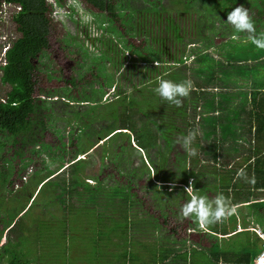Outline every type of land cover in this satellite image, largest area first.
Here are the masks:
<instances>
[{
  "label": "trees",
  "instance_id": "trees-1",
  "mask_svg": "<svg viewBox=\"0 0 264 264\" xmlns=\"http://www.w3.org/2000/svg\"><path fill=\"white\" fill-rule=\"evenodd\" d=\"M56 1L60 6H66L68 3V0ZM143 1L150 4L151 8L147 10L146 8H132L128 5L129 0H83L88 8L96 10L95 17L100 22L106 21L110 23V28L113 31H120L124 37L125 47L135 45L129 42L126 37H134L140 30V35L145 41L144 45H136L140 59L135 58L133 59L135 61H129L126 71L130 67L138 71L140 69L135 68L144 65L150 66L149 71L155 72L158 68L153 67L154 63L162 62V52H165L164 54L171 60V73L168 75V80L176 83L191 80L193 88L188 97L181 98L182 104L179 107L169 104L157 96L154 108L157 107L160 114L158 115V110L154 118L151 116L147 120H143L148 116L147 111L142 107L144 105L138 104L134 99L135 97L129 102H126V98H121L118 102L120 103L119 109L122 110V124L113 128L111 134L115 132V134H127L128 142L132 136L140 151L150 152L156 149L162 153L164 150L161 149L165 146L166 152L170 153L175 150L174 146L177 145L178 139L182 135L187 134L189 130L197 132L193 146L198 151L195 156H189L191 167L187 169V157L176 156L182 162L179 168L182 179L180 186H176L181 190L179 191L181 198L185 202L188 199L184 189L189 185L190 180L194 182L192 184L194 190H199L201 194L207 195L206 192L210 190V183L203 182L200 187L198 181L205 179L208 181L209 177H214L218 180L215 189L226 197H230L231 201L237 205V212L227 221L208 226L205 229L206 232L203 231L207 236L218 240L212 244L211 248H209L210 245L204 246L195 241H189L187 244L185 240L177 243L174 240L166 242L154 239L153 243L139 241L142 247L141 251L135 250L133 244L130 243V237H136L135 233L140 228V223H155L157 228V222L148 217L133 216L132 209L139 200L136 199L137 192L133 191L135 184L131 178H126V182L121 187H115V190L109 194V198L113 201H102L101 198L95 197L102 193V185H105L103 172L98 177H94L98 186L92 190L89 189L85 194V201L80 202L78 200L79 197H82L79 194L81 187H92L86 180L89 178H85L83 175L86 164L84 158L77 160V155H84L86 151L80 148L79 138L76 137L70 141L71 147L61 141V135L57 138L59 144L58 142H44L43 133L48 131V128L55 135L58 134V129L53 127V121L48 118L49 116L44 117L40 102L46 100L36 99L34 96L37 86L35 73L39 69V58L44 51L49 49L50 29L55 21V17L52 15L53 6L47 0H0V6L3 3L21 6V11L12 15V22L16 25V31L20 35L12 41V45L5 56L7 62L0 67V82L2 85L9 86V90L2 95L5 102L0 101V134L16 137L12 142L11 153L18 157L22 158L29 151V147L32 149L36 146L50 145L47 154L59 151L63 160L67 156L71 158L67 167L62 166L60 171L52 173L40 184L44 187L53 182L50 185L52 198L63 206L66 218L69 216L70 206H89L96 209V213H99L98 216L104 219H101L102 221L105 219L108 223H111V220L114 221L115 228L117 222L124 223L123 239L115 232L116 230L110 231L107 236L108 233L106 232L109 231L104 228L100 229L96 235L90 238L89 245L91 247L78 252V254L86 256L78 257L77 261L74 262H70L72 245L75 242V245L79 244V246L85 243L72 240L69 245H66V251L70 256L69 258L66 256L67 262L69 260L67 264H129L128 260L130 263L135 261L136 264L138 259L145 258V253L152 257L150 264H254L256 257L262 250L261 238L255 231L256 225L264 234V49H257L250 41H247L246 33H238L231 25L224 23L229 26L228 29L232 34L227 36L220 30L213 32L215 36L223 38L219 43L204 37L206 42L211 45L210 49H190L185 59V50L181 51L180 57H176V54H173V50H171L173 47L167 46L166 48L164 42L161 44L158 41L159 46L162 47L161 50H158L148 41L147 33L153 32L152 29L154 28L147 27L146 13L153 12L160 15L164 8L163 0ZM197 2L205 5L203 16L208 21H211V18L216 17L217 14H221L226 22L227 13L232 8L243 5L248 8L257 32L264 33V0H186L185 6L189 7ZM184 11L187 13V8ZM186 13H183L182 17ZM159 24L154 22L153 26L160 28ZM102 26L100 25L98 28ZM167 30L173 32L174 37H171V40L174 43L183 41L178 23L171 22ZM199 35H201L200 32ZM173 57L176 58V61H172ZM176 63L178 66L174 65ZM144 71L145 69H142V75H144ZM156 85L157 82L154 86L156 87ZM120 95L119 91L117 96ZM144 100L145 98L143 101L139 100V103L144 104ZM148 106L151 107V103H148ZM86 123H88L86 128L92 126L90 120ZM92 131L95 130L92 129ZM37 133L41 134L39 140L32 141L27 150H22L20 145L26 142L27 136H36ZM90 134V137L95 138L94 133L91 132ZM100 137L98 135L97 140L95 138L93 142L98 145L95 148L97 150L103 145L99 144L101 141H98V138ZM75 144L77 147L73 148ZM126 146L120 147L124 153H127L128 148H131L130 143L128 148ZM99 149L103 150V148ZM97 150L96 152H98ZM42 151L43 148L41 147L39 152ZM118 152L115 150L114 154L118 155ZM33 153H35V149L30 152V155ZM116 155L110 159L113 166L117 165L119 155ZM223 156L231 157L232 161L237 158L240 160L242 157L243 163L233 168L232 161H223ZM219 163H221L220 166L217 165ZM155 167L159 178L163 166L158 163L155 164ZM4 169L6 174L7 167L4 166ZM0 179H3V183L13 184V181L4 180L3 172L0 174ZM121 189L123 196L118 194ZM113 209L118 213L117 216L108 214ZM244 209L247 213H243ZM103 214H106L105 217L102 216ZM240 215L245 223L252 222L254 227L251 228L254 229L244 226L238 231ZM161 216L164 218V222H167V216ZM248 217L250 218L249 221H247ZM191 219L190 229L194 231L193 224H195V228H200L198 222L193 218ZM6 223L0 232L1 243L6 230V242L0 246V264L37 263L40 255L39 248L45 247L42 242L43 232L35 235L34 230H31L35 225L25 221V214L15 220L10 218ZM63 223L64 238L68 236L79 237L80 231L74 233L70 223L65 222V220ZM42 226L49 230L45 227V223ZM230 228L232 229L230 230ZM31 238L36 240H33L32 243L34 250L33 247L28 251L22 250V246L28 244ZM226 238H236V242L228 247L224 244L221 245L219 241ZM35 246L37 247L35 248ZM123 248L126 249V252H123ZM113 249H116L117 252L112 251ZM22 251L25 252L22 253ZM21 253L22 256L30 255L32 259L27 256H24L22 260L19 259ZM142 253L144 254L141 257ZM145 264L149 263L145 262Z\"/></svg>",
  "mask_w": 264,
  "mask_h": 264
},
{
  "label": "rangeland",
  "instance_id": "rangeland-1",
  "mask_svg": "<svg viewBox=\"0 0 264 264\" xmlns=\"http://www.w3.org/2000/svg\"><path fill=\"white\" fill-rule=\"evenodd\" d=\"M48 2L53 5L52 15H54L55 21L50 29L49 49L44 51L39 58V69L35 73L37 86L34 96L36 99L46 100L43 102L39 101L42 104L44 117L47 118L49 116L48 118L53 121V127L58 129V134L55 135L48 128V131L43 133L44 142L57 143V138L61 135V141L71 147L70 141L73 140V137H76L79 138L80 148L86 151L84 155H77V160L84 158L86 164L83 175L85 178H89L86 180L92 187H81L79 194L82 197H79L78 200L80 202L85 201V194L89 189L92 190L98 186L94 177H98L103 172L105 185H102V193L95 197L101 198L102 201H113L109 198V194L115 190V187H121L126 182V178H131L133 184H135L133 191L137 192L136 199L139 200L132 209L133 216L139 218L148 217L157 222V228L155 223H140V228L135 233L136 237H130V243L133 244L135 250L141 251L142 247L139 241L153 243L154 239L166 242L174 240L177 243L185 240L187 244H189V241H195L204 246L210 245L209 248H211L212 244L218 240L207 236L205 234L206 228H195V224H193L194 231L190 229L189 224L192 219L190 217L182 218L180 214L185 200L181 198L180 188H176V186H180L182 179V174L179 170L182 162L176 156L187 157V169L191 167L189 155L181 144L177 143L174 146L175 150L170 153L166 152L165 146L161 149L164 150L162 153L156 149L150 152L140 151L132 136L130 142H128L127 134H115L116 132L111 134L114 130L113 128L122 124V110L119 109L120 103L118 102L121 98H126V102H129L135 97L134 99L137 103L144 105L142 107L148 113V116L144 115L146 118L143 120H147L151 116L154 118L159 110L157 107L154 108L157 100V95L153 91L155 88L154 84L160 78L168 79V75L171 73V60L164 54L165 52H162L163 61L154 63L153 67L158 68L155 72L149 71L150 66L144 65L135 68L140 69L138 71L134 70V68L131 69V67V70L126 71L129 61L135 58L140 59L136 47L144 45L145 42L142 35H140V30L134 37H126L129 42L135 45H127L125 47L124 37L120 31H113L110 28V23L106 21L100 22L95 17L96 10L88 8L83 0H68L67 5L62 7L59 6L56 0H48ZM185 2L186 0H163L164 8L161 10L160 15L153 12L146 13L147 27L154 28L152 29L153 32L147 33L149 43L154 45L156 49L161 50L162 47L159 46L158 41L161 44L164 42L166 48L167 46L173 47L171 50H173V54H176V57H180L182 55L181 51L185 50L184 59L189 54L190 49H210L211 45L206 42L204 37L211 38L217 43L223 40L222 37L215 36L213 32L220 30L226 33L227 36L232 34L230 29H228L229 26L225 25L227 23H225L221 14H217L216 17L211 18V21H208L203 16L206 8L204 4L197 2L186 7ZM128 5L135 9L146 8L147 10L151 8V5L144 3L143 0H129ZM212 5L214 6L213 1ZM185 8H187V13L184 11ZM183 13L186 14L182 17ZM154 22L160 23V28H155L153 26ZM171 22H176L180 25L181 35H183L181 43L178 41L174 43L171 40L174 34L172 31L167 30ZM100 25L103 26L98 28ZM0 28L8 35L12 33L13 37L20 35L16 31V25L10 19L8 22L0 24ZM199 32L201 35H199ZM125 51L130 54L128 52L125 53ZM125 56L127 57L126 60ZM175 59L173 57L172 61H176ZM174 65L178 66V63ZM142 69H145L144 75L141 74ZM67 80L69 81L68 84ZM8 90L9 86L2 85L0 82V98ZM119 91L121 95L117 96ZM144 98V104L139 103V100L143 101ZM148 103H151V107L148 106ZM168 109L171 110L170 108ZM88 120L91 121L92 126L86 128ZM91 128L95 131H92ZM91 132L94 133L95 138L98 135L101 136L98 141H101L100 145L103 144L99 147L103 148V150L95 149L98 145L93 143L95 138L90 137ZM109 135L111 136L110 139ZM40 137V133H37L36 136H27L26 142L20 145L21 149L27 150L31 146L30 143L38 141ZM14 138L16 137L0 134V171L1 173L3 172L4 180L13 181V184H9L8 182L3 183V179H0V218H2L0 219V232L10 218L18 219L25 213V221L28 224L35 225L31 229L32 231L34 230L33 233L38 235L43 232L42 242L45 247L39 248V260L34 264H67L69 260L67 262L66 256L68 258L70 256L66 251V245H69L72 240L84 242L85 244L79 246V244L75 245V242L72 245L70 262L77 261L78 257H85L86 255L78 254V252L85 251V248L91 247L89 245L91 242L90 238L103 228L109 231L106 232L108 233L107 236L110 231L116 230L115 232L123 239L124 231L122 229L124 223L117 222L115 228L114 221L111 220V223H108L106 219L102 221L104 219L98 216L99 213H96V209L89 206H70L69 216L66 218L63 206L52 198L50 185L53 182L44 187L40 185L52 173L60 171L62 166L67 167L68 162L71 161L69 156L63 160V156L59 151L47 154L46 152L50 150V145H41L43 148L42 152H39L40 146L32 149L29 147V151L21 158L11 153ZM101 138H104V140H101ZM129 143L131 148H128ZM122 146L128 148L127 153L120 150ZM76 147L77 144L73 148ZM34 149L35 153L30 155V152ZM115 150L119 151V157L117 165L113 166L110 159L116 155L114 154ZM230 158L229 156H223V161L231 162L232 158ZM238 159L231 162L233 168L243 163L242 157L240 160ZM158 163L163 166L159 178L155 167V164ZM217 165L220 166L221 163ZM4 166L7 167L6 174L3 171L5 170ZM190 182L194 183L192 180ZM203 182L210 183V190L206 194L210 199L214 198L219 193L215 189V186L218 185V180L214 177H209L208 181L206 179L198 181V186L201 187ZM11 185L14 186L12 187ZM118 194L123 196L122 189L118 191ZM243 213H247L246 209L243 210ZM108 214L111 216L118 215L114 209ZM105 215L103 214L102 216L105 217ZM161 215L167 216V222H164V218ZM239 217L238 231L244 226L254 229L251 228L252 226L254 227L252 222L245 223L242 216L240 215ZM64 220L71 224L74 233L80 231V234L83 235L79 234V237L68 236L64 238ZM249 220L250 218L248 217L247 221ZM44 223L49 230L42 226ZM227 224L229 225L230 223ZM255 230L259 232L260 227L256 225ZM5 236L6 230L0 246L6 242ZM33 240L36 241L35 239ZM33 240L31 238L28 244H24L22 250L28 251L32 247L34 250ZM234 242H236V238H226L219 241L221 245L224 244L226 247ZM219 247L221 248V246ZM25 251H22V253ZM112 251L117 252L116 249ZM123 252H126L125 248H123ZM143 252L145 253V251ZM22 253L19 259L22 260L24 256L32 259L30 255L22 256ZM144 253L140 256L142 257ZM137 261L136 264H145V262L150 264L152 257L150 254L145 253V258ZM128 263L135 264V261L130 263L128 260Z\"/></svg>",
  "mask_w": 264,
  "mask_h": 264
},
{
  "label": "clouds",
  "instance_id": "clouds-1",
  "mask_svg": "<svg viewBox=\"0 0 264 264\" xmlns=\"http://www.w3.org/2000/svg\"><path fill=\"white\" fill-rule=\"evenodd\" d=\"M9 5L11 12L10 20L12 21V15L21 11V6L12 4ZM225 23L231 25L238 33H246L247 41H250L257 49H264V33L257 32L248 8H245L243 5L232 8V10L227 13ZM16 38L17 37H15V39ZM192 88L193 84L191 80L176 83L172 80L160 78L158 79L157 85L153 91L162 100L179 107L182 104L181 98L188 97ZM196 135L197 132L195 130H189L187 134L182 135L178 139V143L181 144L190 157L197 154V149L193 146ZM184 192L187 193L188 199L181 207V217L193 218L198 222L201 228H207L211 225L223 223L237 212V205L231 201L230 197H226L223 193H218L214 198L210 199L207 195L201 194V191L194 190L191 182L184 189ZM261 249L262 250L256 257L254 264H264V248L262 238Z\"/></svg>",
  "mask_w": 264,
  "mask_h": 264
},
{
  "label": "built area",
  "instance_id": "built-area-1",
  "mask_svg": "<svg viewBox=\"0 0 264 264\" xmlns=\"http://www.w3.org/2000/svg\"><path fill=\"white\" fill-rule=\"evenodd\" d=\"M9 19H11L10 5L3 3L0 6V24L4 22H8ZM14 40H15V37H13L12 33H9L8 35L6 32L2 31V29L0 28V66L6 64L5 56H6L7 51L12 45V41ZM0 100L2 102H5V99L3 97H1ZM257 234L263 239V248H264V234L262 233L261 230L257 232Z\"/></svg>",
  "mask_w": 264,
  "mask_h": 264
},
{
  "label": "crops",
  "instance_id": "crops-1",
  "mask_svg": "<svg viewBox=\"0 0 264 264\" xmlns=\"http://www.w3.org/2000/svg\"><path fill=\"white\" fill-rule=\"evenodd\" d=\"M25 213H23L22 215H24Z\"/></svg>",
  "mask_w": 264,
  "mask_h": 264
}]
</instances>
